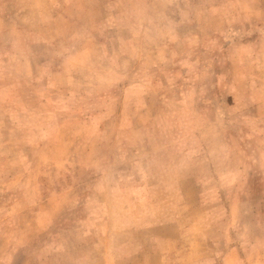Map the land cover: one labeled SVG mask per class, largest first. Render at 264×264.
<instances>
[{
  "label": "rangeland",
  "instance_id": "374dc122",
  "mask_svg": "<svg viewBox=\"0 0 264 264\" xmlns=\"http://www.w3.org/2000/svg\"><path fill=\"white\" fill-rule=\"evenodd\" d=\"M0 264H264V0H0Z\"/></svg>",
  "mask_w": 264,
  "mask_h": 264
}]
</instances>
